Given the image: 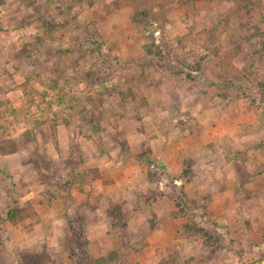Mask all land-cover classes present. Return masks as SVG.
Here are the masks:
<instances>
[{"label":"rangeland","instance_id":"rangeland-1","mask_svg":"<svg viewBox=\"0 0 264 264\" xmlns=\"http://www.w3.org/2000/svg\"><path fill=\"white\" fill-rule=\"evenodd\" d=\"M263 260L264 0H0V264Z\"/></svg>","mask_w":264,"mask_h":264},{"label":"trees","instance_id":"trees-1","mask_svg":"<svg viewBox=\"0 0 264 264\" xmlns=\"http://www.w3.org/2000/svg\"><path fill=\"white\" fill-rule=\"evenodd\" d=\"M235 1H237V0H235ZM19 211H21V209L17 208V207H12V208L8 209L6 212V218L9 220L13 219L15 217V214L18 213Z\"/></svg>","mask_w":264,"mask_h":264}]
</instances>
